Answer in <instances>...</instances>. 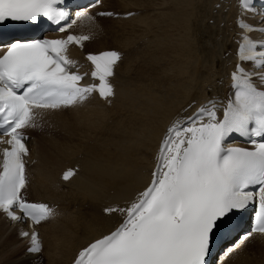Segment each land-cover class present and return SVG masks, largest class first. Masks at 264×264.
I'll return each mask as SVG.
<instances>
[{
  "label": "snow or ice",
  "instance_id": "1",
  "mask_svg": "<svg viewBox=\"0 0 264 264\" xmlns=\"http://www.w3.org/2000/svg\"><path fill=\"white\" fill-rule=\"evenodd\" d=\"M241 7L251 11L252 0H241ZM70 15L65 0H0V25L17 22L39 29L51 22L65 33L82 18L77 13L70 20ZM239 26L245 31L229 94L189 104L170 121L147 187L125 205L104 209L121 222L84 247L74 264H210L213 248L235 230L239 214L250 206H256L254 224L241 239L264 240V40L252 39L250 25ZM90 39L71 33L53 39L10 33L5 40L0 35L5 45L0 47V135L7 137L0 139L7 145L0 150V212L12 222L30 223L31 230H21L20 236L27 240L25 254L32 264L45 251L35 226L54 219L57 211L25 195V131L37 126L41 112L82 104L93 93L111 103L110 78L121 53L89 54L90 76L98 83L84 84L89 73L74 71L76 61L68 55L71 45L82 48ZM237 136L251 147L230 143ZM74 174L69 169L63 178Z\"/></svg>",
  "mask_w": 264,
  "mask_h": 264
},
{
  "label": "bare ground",
  "instance_id": "2",
  "mask_svg": "<svg viewBox=\"0 0 264 264\" xmlns=\"http://www.w3.org/2000/svg\"><path fill=\"white\" fill-rule=\"evenodd\" d=\"M239 1L104 0L98 11L135 12V17L93 22L88 17H95V10L81 14L74 32L91 37L83 52L118 50L124 59L113 80L116 96L110 105L94 101L45 113L35 128L26 130L33 142L25 195L30 202L57 208L56 219L39 228L45 251L37 264H71L81 248L114 228L119 217L104 209L125 205L144 188L170 121L189 104L227 96L235 39L244 33L238 19L264 26L262 16L240 11ZM102 22L111 25L99 31ZM72 54L84 56L81 50ZM48 116H54L52 121ZM100 116L116 119L103 138L96 136ZM69 168H78L77 174L63 183L60 177ZM21 230L28 229L0 215V264H32ZM221 264H264V240L238 246Z\"/></svg>",
  "mask_w": 264,
  "mask_h": 264
},
{
  "label": "rangeland",
  "instance_id": "3",
  "mask_svg": "<svg viewBox=\"0 0 264 264\" xmlns=\"http://www.w3.org/2000/svg\"><path fill=\"white\" fill-rule=\"evenodd\" d=\"M93 21V20H92ZM93 22H95V21H93ZM104 25H103V24ZM99 26H98V30L100 31H102V29H103V27L105 26V27H108V26H110L111 24H109V23H106V22H102ZM104 27V28H105ZM107 37V36H106ZM108 40L110 41L111 40V38L109 39L108 38ZM110 43V42H109ZM52 118H54V116H48L47 117V119L48 120H50V121H52ZM116 119H108L107 117H102V116H100L99 118H98V120L96 121V123H95V125L97 126V132H96V136L97 137H102L103 138V136H101V134L102 133H104V134H110V131L108 130V126L113 122V121H115ZM51 129H55V128H53V125L49 128V133H48V131L46 132V133H48V135H50L51 133H50V131H51ZM45 130V129H44ZM58 130H60V129H57V131ZM54 131V133H55V131L56 130H53ZM90 135V134H89ZM33 142V141H32ZM94 143V142H93ZM41 153H42V151H41ZM93 156V155H92ZM63 190H65V189H67L66 187H61ZM61 188H59V190L61 191L62 189ZM258 245H263V242H260V244L259 243H257ZM261 245V246H262ZM250 249V248H249ZM251 250V249H250ZM247 251L248 252H250L248 249H247ZM259 252V250H254V251H252L251 250V252L250 253H255V254H257Z\"/></svg>",
  "mask_w": 264,
  "mask_h": 264
}]
</instances>
